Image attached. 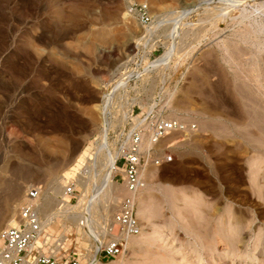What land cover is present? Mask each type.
Wrapping results in <instances>:
<instances>
[{
    "label": "rangeland",
    "instance_id": "obj_1",
    "mask_svg": "<svg viewBox=\"0 0 264 264\" xmlns=\"http://www.w3.org/2000/svg\"><path fill=\"white\" fill-rule=\"evenodd\" d=\"M130 2L149 4L152 30ZM142 55L155 69L135 90L142 103L160 97L159 110L197 128L170 134L163 146L176 160L146 173L143 248L105 262L264 264V0H0V230L16 224L34 185L46 216L73 178L77 210L91 204L109 181L104 87ZM113 185L96 199L102 212L128 195ZM229 238L242 248L226 246L232 257L221 253Z\"/></svg>",
    "mask_w": 264,
    "mask_h": 264
},
{
    "label": "built area",
    "instance_id": "obj_2",
    "mask_svg": "<svg viewBox=\"0 0 264 264\" xmlns=\"http://www.w3.org/2000/svg\"><path fill=\"white\" fill-rule=\"evenodd\" d=\"M127 12L144 29L152 30L155 26L147 2H130ZM146 58L149 57L142 55L137 67L124 68L107 83L100 102L102 130L106 135L100 133L98 141L102 143L105 138L104 152L111 159L112 181L124 184L128 195L112 213L102 212L100 204L94 203L78 211L82 185L73 178L65 184L59 204L49 213L54 216L50 220L49 214L42 212V186H31L19 208L16 224L0 230V264H91L95 259L107 264L108 260L121 257L130 240L141 234L137 196L147 185L146 173L152 167L176 160L169 150L171 144L163 146L170 134L197 128L191 118L170 116L159 110L167 107L160 97L148 105L142 103L135 90L139 80L155 70L146 68ZM138 108L143 111L137 113ZM65 221L77 227L76 233L67 228ZM53 225L57 226L55 231L51 229ZM82 240L87 246H82Z\"/></svg>",
    "mask_w": 264,
    "mask_h": 264
},
{
    "label": "bare ground",
    "instance_id": "obj_3",
    "mask_svg": "<svg viewBox=\"0 0 264 264\" xmlns=\"http://www.w3.org/2000/svg\"><path fill=\"white\" fill-rule=\"evenodd\" d=\"M109 155H107V159L109 158L108 157ZM85 160H86V155H84L83 154V156H81V159H80V162L81 163H84L85 162ZM109 161V160H108ZM109 168H106L105 167V169H109V171H107L106 173H108V175H109V181L107 180L108 178H107V175L105 174V177L107 178V179H105V181H108L107 183L106 182H104V183H106L105 185H101V187H100V191H98L99 189H97V192H94L93 193V195H92V199H91V204L92 203H94L95 204V202H96V199H99L100 197H102L103 199H110V197H111V190H110V188L112 187V185H113V182H112V169H111V160L109 161ZM106 165H107V163H106ZM77 169L76 168H72L69 172H66L65 174H64V177H66V179L68 178L69 179V177L71 176V175H73L74 173V171H76ZM109 172H110V174H109ZM68 182V181H67ZM64 183V182H63ZM103 183V184H104ZM114 186V185H113ZM114 188V187H113ZM146 188V187H145ZM145 188L140 192V193H142L144 190H145ZM96 191V190H95ZM139 193V195L137 196V199H138V201H139V204H138V217L141 219V220H143V221H148V217H149V214H150V212H149V210H148V208H149V206H148V203H147V201L146 200H144L143 198H141V194ZM62 195V194H61ZM141 199H143V200H141ZM101 202H102V200H100ZM104 201V200H103ZM58 202H60L59 200H58ZM105 202V201H104ZM50 220H52L53 218H54V216H52V215H50ZM15 224V221H13L12 223H11V225H14ZM149 234V233H148ZM141 235V234H140ZM140 235H138V236H136V237H133L131 240H130V242H129V244H128V247L131 245V247H132V245L134 246V247H132V249L134 250H136L137 252H138V248H143V246H142V238H139L138 239V237L140 236ZM147 236V235H146ZM148 239V238H147ZM234 239V238H233ZM233 239H226L224 242H225V245H224V247H223V249H221V253H223L224 254V251H225V254L228 256V257H232L231 256V254H232V252H231V250H228V247H226V246H232L233 248H234V251H242V248H241V246H238L237 245V239L235 240H233ZM128 247H127V249L125 250V252H124V254L120 257V258H122L124 255H125V253H126V251L128 250ZM209 251H210V249H209ZM262 254H264V253H262ZM185 255V254H184ZM264 256V255H263ZM227 258V257H226ZM226 258H224V259H222V264H225V260H226ZM244 259H247V257L245 256L244 257ZM260 262L262 263L263 261L262 260H260ZM128 263V262H127ZM93 264H101V263H99L96 259H95V261L93 262ZM122 264H126L125 262H122Z\"/></svg>",
    "mask_w": 264,
    "mask_h": 264
},
{
    "label": "crops",
    "instance_id": "obj_4",
    "mask_svg": "<svg viewBox=\"0 0 264 264\" xmlns=\"http://www.w3.org/2000/svg\"><path fill=\"white\" fill-rule=\"evenodd\" d=\"M162 64H163V63H162ZM162 64H161V65H162ZM161 65H159L158 67H160ZM158 67H155V68H158Z\"/></svg>",
    "mask_w": 264,
    "mask_h": 264
}]
</instances>
